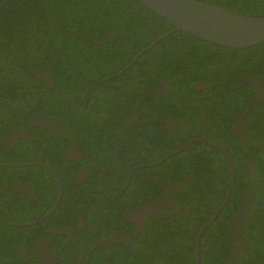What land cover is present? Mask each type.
Returning a JSON list of instances; mask_svg holds the SVG:
<instances>
[{"label": "trees", "instance_id": "16d2710c", "mask_svg": "<svg viewBox=\"0 0 264 264\" xmlns=\"http://www.w3.org/2000/svg\"><path fill=\"white\" fill-rule=\"evenodd\" d=\"M202 1L264 15V0ZM171 28L136 0H0V163L44 160L51 165L73 134L88 152L83 164L93 158L102 163L104 137L106 146H118L106 160L107 167L117 169L119 176L111 177L118 183L132 165L154 162L190 141L161 163L136 169L134 174L145 180L132 176L130 191L114 190L126 204L140 203L161 192L162 183L152 178L175 183L173 219L146 222L144 238L99 243L93 229L76 228L69 247L64 236L44 232L50 224L64 226L74 219L75 208L65 209L62 192L43 221L0 224V264H40L10 247L30 248L39 236L54 249L57 264H194L192 233L216 210L230 175L220 150L194 140L203 134L228 153L234 180L222 209L199 238V264H264V42L228 48L180 30L156 40ZM135 109L138 116L125 120ZM38 113L60 121L64 132L53 136L46 124L32 119ZM163 116L185 123L172 121L166 130ZM237 118L241 128L235 127ZM19 128H28L26 136L5 144L6 133ZM57 165L70 168L66 161ZM58 171L68 190L66 171ZM19 178L33 184V198L6 182ZM105 185L93 172L76 188L75 202L83 207L80 194L91 196L92 205L84 207L90 212ZM0 187L3 221L36 220L57 195L54 178L38 166L0 165ZM100 203L109 224H122L116 201L106 194Z\"/></svg>", "mask_w": 264, "mask_h": 264}, {"label": "flooded vegetation", "instance_id": "af4514ba", "mask_svg": "<svg viewBox=\"0 0 264 264\" xmlns=\"http://www.w3.org/2000/svg\"><path fill=\"white\" fill-rule=\"evenodd\" d=\"M138 112L139 111L135 109L132 115H128L125 117V120H129L133 118L134 114H136L135 115L136 118L138 116L137 114H139ZM32 119L39 123L46 124L51 129L53 136L54 134L57 135V134H61V132H64V128L62 129V123L60 121H54L51 119L49 120L48 118L46 120V118L40 113L36 114ZM172 121H175L176 124L185 123L184 121L181 122L176 121L174 117H167V116H163L162 123L161 122L160 123L162 127L166 128V125L169 127L170 124H173ZM237 121L238 118L235 121L236 122L235 127L241 128L243 122L238 123ZM129 124H131V122L126 123V125ZM27 129L28 128H25L24 131L22 130V128H19L6 133L4 137L5 144L12 145L14 142V138L18 136L21 138L25 137L26 136L25 132L27 131ZM60 139L63 140V138ZM92 145L93 143L90 142L87 148L88 149H90V147L92 148ZM102 145L104 146V148L100 150L104 156L102 163H99L97 159L93 158L91 160V164H86V165L83 164V161H81V157L88 156V152L84 150V145L80 143V141L76 137V134L68 136L67 141L65 143L63 142V148L61 149L62 153L58 156V158L54 159L53 164L50 165L48 162H45L44 160L24 162V164L31 163V165H26V166H38L42 168L53 178L54 176L52 174H55L59 179L61 185V192H65L67 194V195L65 194L66 201L64 207L67 211L71 210L72 208H75V211H71L72 214H74V219L64 226L50 224L44 230V232H48L50 235H54L55 233H58L61 236H64L66 242L65 244L72 248L74 247L73 243L75 242L74 240L75 237L73 233L75 232L76 228L80 229L81 231L84 229L85 233L89 229H93L94 233L97 232L96 240L99 243L107 242L110 240H116V241L122 240L125 242H132L134 238H136V236H138L140 239L145 237L146 227L144 224L146 222L149 221V223L159 224L158 218L165 217L167 221L169 220V218L173 219V214L175 213L174 209H177V206L174 204V202L170 200L174 190L175 183H172L167 180L160 181L158 177L152 178L157 182L162 183L161 192L158 194L157 197L154 198V197L146 196V198L143 199L140 203H135V201L132 199L133 195H131L128 197V199H132L131 204H126L125 201L118 199L115 195L114 190L122 191L125 190L126 188V191H130L134 186V185H130L132 176L135 175L136 177H140L142 181L145 180L144 178L145 176L140 173L134 174V171L139 167H141V164H134L126 173L127 176L124 182L120 181L117 183L115 181V178L111 176L118 177L119 173L117 172V169L115 167L113 168L107 167L106 160L107 161L110 160V156L115 153L118 146H115L113 148L106 146L104 144V137L102 140ZM62 161H66L70 163V168L57 167L58 166L57 162H62ZM37 163H42L47 168L45 169L44 167L38 165ZM114 165L117 166V168H120V171L121 170L124 171V169L120 167L117 163H115ZM58 170L66 171V174L64 176H66L70 182V186L68 190H63ZM93 172H98V174L105 179L106 185L104 191L100 196L99 201L94 206H92L90 212H88L87 210H85L84 207L91 206L93 198L91 196L88 197L84 195V193L80 194V200L84 201L82 207L81 204L78 203V201L75 202L74 197L77 194L76 188L80 187L81 182L89 181L90 176L93 174ZM17 175L22 176L20 174ZM6 182H8L12 186L18 187L20 191L29 198H33L34 188L32 183L23 182L20 178L14 181H10L8 179ZM56 187L58 192L57 183H56ZM2 189L3 188L0 187V194ZM106 194H108V196L112 200L116 201L119 207L122 208V210H120L118 213L119 216L121 217L122 224H119L117 228L109 224L108 219L105 215L107 212H105V210L100 211V204H101L100 202L101 200L103 201L104 195ZM1 203H3V198H1L0 195V204ZM78 210H80L81 213L78 212ZM94 215L98 216V220H95L93 218ZM88 220H90L91 223H89ZM103 226L104 228L100 229ZM199 227L192 233L193 241L197 236L198 238H200V236L204 231L203 230L200 234H198ZM230 236L233 238V240H238L239 238L238 235H236L235 233L233 234L231 232H230ZM10 247L11 249L15 248L20 253L19 256H22L24 259H27L30 255H32L33 257L36 258V260L40 264H57L59 262V258L57 254L54 252V249L48 247L46 240L42 236L35 238L31 243L30 248H25L24 245H19V244H11Z\"/></svg>", "mask_w": 264, "mask_h": 264}, {"label": "water", "instance_id": "95a60500", "mask_svg": "<svg viewBox=\"0 0 264 264\" xmlns=\"http://www.w3.org/2000/svg\"><path fill=\"white\" fill-rule=\"evenodd\" d=\"M140 4L147 7L149 10L155 12L161 18L165 19L172 25V28L162 35H157V39H162L174 30H180L187 34H190L200 40L216 44L218 46H224L228 48H242L251 45H256L260 42H264V15L251 16L245 14L235 13L231 10L223 8L221 6L205 2L202 0H136ZM155 40V41H156ZM201 139L207 142L212 147L220 150L228 159L229 164V182L225 190L224 196L217 206L213 214L204 222L198 229L200 234L217 216L222 209L226 199L230 193L232 182L234 180V173L232 167V161L228 153L211 142L206 134L194 138ZM190 143L186 142L176 151L161 156L158 160L150 163L141 164L142 167L152 166L161 163L164 159L177 151L184 149ZM44 167L42 163H37ZM0 165L7 166H23L31 165V163H0ZM51 172V171H50ZM52 173V172H51ZM56 180L58 186V192L55 202L48 208L44 214L31 221L12 222L0 220V224L7 226H28L42 221L46 218L57 206L61 198V185L59 179L55 174H52ZM198 236L194 240L193 244V260L194 264H199L198 257Z\"/></svg>", "mask_w": 264, "mask_h": 264}, {"label": "rangeland", "instance_id": "374dc122", "mask_svg": "<svg viewBox=\"0 0 264 264\" xmlns=\"http://www.w3.org/2000/svg\"><path fill=\"white\" fill-rule=\"evenodd\" d=\"M90 149H91V147H90ZM92 150V149H91Z\"/></svg>", "mask_w": 264, "mask_h": 264}]
</instances>
